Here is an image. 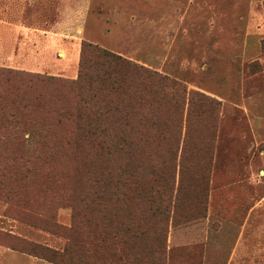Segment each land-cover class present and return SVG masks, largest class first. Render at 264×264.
I'll list each match as a JSON object with an SVG mask.
<instances>
[{
	"label": "rangeland",
	"instance_id": "obj_1",
	"mask_svg": "<svg viewBox=\"0 0 264 264\" xmlns=\"http://www.w3.org/2000/svg\"><path fill=\"white\" fill-rule=\"evenodd\" d=\"M85 42L187 88L157 103L162 123H179L183 175L158 200L165 211L139 201L128 240L134 200L81 191L91 159L33 153L0 126V264H65L36 244L70 264H264V0H0V106L6 69L75 79ZM154 146L168 143L157 133Z\"/></svg>",
	"mask_w": 264,
	"mask_h": 264
},
{
	"label": "trees",
	"instance_id": "obj_2",
	"mask_svg": "<svg viewBox=\"0 0 264 264\" xmlns=\"http://www.w3.org/2000/svg\"><path fill=\"white\" fill-rule=\"evenodd\" d=\"M6 71L15 83L6 104L0 106V126L20 140L17 147L33 153L75 150L91 159V186L81 191L87 195L91 189V203L101 204L109 196L116 197L117 202L134 200L133 208L122 214L129 218L123 224L124 235L135 241L140 232L139 201L145 199L152 211H165L157 202L168 195L176 173L183 175L173 148L175 139L180 140L172 135L179 123H162L157 103L163 100L160 104L168 105L175 94L170 95L169 90L187 93V88L167 74L86 42L75 79ZM157 133L168 143L163 154H158V147L145 148ZM34 247V251L39 248L49 257L70 264L65 251L37 244Z\"/></svg>",
	"mask_w": 264,
	"mask_h": 264
}]
</instances>
